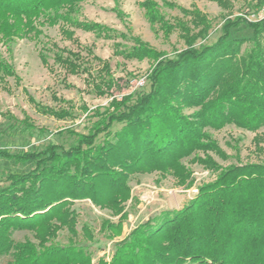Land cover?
<instances>
[{"label":"trees","instance_id":"16d2710c","mask_svg":"<svg viewBox=\"0 0 264 264\" xmlns=\"http://www.w3.org/2000/svg\"><path fill=\"white\" fill-rule=\"evenodd\" d=\"M84 1L0 0V42L35 38L43 64L52 51L65 72H86L99 96L119 87L108 60L94 56L100 64L94 75L91 59L80 51L42 41V26L58 25L69 39L73 28L120 37L129 44L115 41L114 53L147 59L150 67L142 85L92 110L96 119L87 132L68 129L71 144L18 152L0 148V159L10 162L0 172V264H264V161L220 164L214 155L223 160L230 155L207 130L227 124L252 132L264 127V19L226 16L220 35L204 43L198 40L208 37L211 20L198 7L168 3L182 14L170 21L155 0H143L148 22L165 37L177 31L185 44L169 56L139 36L79 19ZM210 1L232 7L230 0ZM114 11L122 17L121 10ZM5 76L17 78L0 53V78ZM63 101L57 108L35 106L58 119L73 116L74 103ZM114 124L120 125L113 129ZM185 158L214 172V178L180 207L160 210L121 236L126 202H138L130 177L156 171L188 187L193 178ZM84 199L116 219L102 218L97 229L87 222L78 228L72 205ZM61 230L65 242L59 240ZM17 231L29 234L17 238ZM97 233L110 242L108 259L93 260Z\"/></svg>","mask_w":264,"mask_h":264},{"label":"rangeland","instance_id":"374dc122","mask_svg":"<svg viewBox=\"0 0 264 264\" xmlns=\"http://www.w3.org/2000/svg\"><path fill=\"white\" fill-rule=\"evenodd\" d=\"M141 1L143 0H87L80 4L77 17L139 36L169 56H173L177 50L185 47L177 31L165 37L160 29L148 22L140 6ZM155 1L159 5L160 12L170 21H173L174 17L182 18L177 8L167 5L170 2L186 8L195 5L206 13L211 20V29L206 39L198 40L204 43H211L220 35L221 25L226 16L233 18L240 14L249 15L262 2V0H230L232 7L229 10L210 0ZM116 9L122 11V17L116 15L114 11ZM42 30L44 34L40 36L42 41L54 42L59 48L80 51L84 58L91 59L90 68L94 75L100 67L94 56L108 60L110 71L119 87H113L103 96L95 94L86 81L87 73L65 72L54 62L52 51L47 52V65L43 64L39 56L41 43L33 37L15 38L8 44L0 42V53L13 66L17 75V78L13 76L0 78V148L10 152L38 150L49 143L63 146L71 144L74 142V135L70 134L68 129L87 132L88 127L96 119L91 115L92 110L96 106L107 105L112 96L120 97L121 94L141 85L139 83L144 81L150 67V61L147 59H125L115 54V41L129 44L120 37L105 39L96 37L92 32L73 28V36L69 39L61 33L58 25H44ZM242 33L249 36L251 30H243ZM63 100H71L74 103L76 109L73 116L58 119L39 112L35 106V103H39L57 108L65 104ZM82 104L89 110L83 111L80 107ZM119 125L114 124L113 129L118 128ZM207 130L230 155L226 160L214 155L220 164L264 161V127L252 132L227 124L219 130L212 128ZM255 135L258 137L257 140ZM184 162L192 170L193 182L188 187L177 186L171 176L162 177L156 171L133 174L130 177L131 194L138 199V202L135 205H131L130 201L126 202L128 217L123 223L121 236L136 224L145 221L149 215L157 214L163 209L180 207L179 201L171 203L174 195L189 199L197 192L201 183L212 180L215 176L214 172L190 162L188 158H185ZM8 163H10L8 160L0 159V172L2 166ZM193 189H196V192H193ZM170 195L171 199H169ZM72 207L78 212V228L82 222H87L97 229L102 218L115 220L117 217L111 216L107 209H101L87 199L75 201ZM24 233L29 234L25 231H17L15 236L21 238ZM66 236L65 230L59 232L60 241L65 242ZM96 236L100 239L94 244L97 248L93 260L101 255L108 259L111 253L110 242L102 239L99 233Z\"/></svg>","mask_w":264,"mask_h":264},{"label":"built area","instance_id":"2783aa9c","mask_svg":"<svg viewBox=\"0 0 264 264\" xmlns=\"http://www.w3.org/2000/svg\"><path fill=\"white\" fill-rule=\"evenodd\" d=\"M248 19L251 20H258V19H264V2L259 5L254 11H252L249 15L244 14ZM144 81H140L139 84H143ZM193 192H196V189L192 190Z\"/></svg>","mask_w":264,"mask_h":264},{"label":"crops","instance_id":"0c3cea01","mask_svg":"<svg viewBox=\"0 0 264 264\" xmlns=\"http://www.w3.org/2000/svg\"><path fill=\"white\" fill-rule=\"evenodd\" d=\"M173 196V195H172ZM169 199H171V195H170V198ZM188 200V198H185V197H175V195L173 196V199L171 200V203H173V202H177L178 203V201L179 202H181V205L182 204H184L186 201ZM176 208V207H175ZM178 208V207H177ZM154 214H152V215H149V216H147V218L148 217H152ZM146 218V219H147Z\"/></svg>","mask_w":264,"mask_h":264}]
</instances>
